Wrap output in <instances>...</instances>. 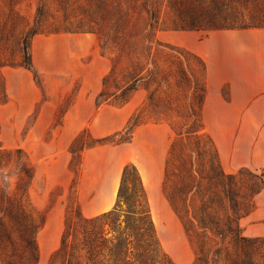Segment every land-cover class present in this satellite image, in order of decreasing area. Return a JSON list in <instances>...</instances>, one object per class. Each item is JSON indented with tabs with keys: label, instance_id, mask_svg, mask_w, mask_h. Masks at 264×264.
<instances>
[{
	"label": "trees",
	"instance_id": "16d2710c",
	"mask_svg": "<svg viewBox=\"0 0 264 264\" xmlns=\"http://www.w3.org/2000/svg\"><path fill=\"white\" fill-rule=\"evenodd\" d=\"M95 1L97 11L85 15L93 25L88 30L50 27L53 24L46 12V0H39L32 23L10 9L6 26L11 37L19 30L21 58L17 65L0 59L2 100H7L4 67L26 68L38 81L40 73L34 67L30 50L36 35L91 32L101 40L102 47L113 43L116 60L127 57L130 65L121 82L114 84L115 90L100 104L111 103L113 99H119L117 105L126 104L141 82L151 87L148 103L131 116L125 128L115 133L95 138L84 128L82 133L94 139L89 147L128 143L138 125L169 123L176 136L165 167L164 188L195 248L193 264H264V237L245 235L240 224L256 208V196L264 189V165L258 170L242 167L232 173L224 171L217 148L203 127L205 62L196 53L160 42L153 33L161 15L157 4L170 9L167 14L174 17L180 29L211 32L263 28L264 0L260 15L256 11L251 18L253 23L231 12L233 0ZM63 15L66 21L70 19L64 8ZM141 16L143 25L137 27L136 20ZM257 19L259 23L255 22ZM5 29L4 25L0 29V49ZM160 53L165 64L170 56L174 57L175 68L160 65L156 59ZM167 91L175 96H188L187 107L174 109ZM98 94L105 95L102 91ZM146 113L149 116L145 117ZM0 177V264H37L36 233L42 222H37L27 202L35 170L23 149L0 147ZM49 264H176L160 244L147 191L134 163L123 168L112 209L86 216L75 195L68 207L59 247Z\"/></svg>",
	"mask_w": 264,
	"mask_h": 264
},
{
	"label": "rangeland",
	"instance_id": "374dc122",
	"mask_svg": "<svg viewBox=\"0 0 264 264\" xmlns=\"http://www.w3.org/2000/svg\"><path fill=\"white\" fill-rule=\"evenodd\" d=\"M38 2L39 0H0V29L3 25L6 27V33H4L6 37L2 41L0 49L1 60L7 59L17 65L21 58L19 36L17 35L19 30L14 33L13 37L8 32L7 14L10 9L17 10L32 23ZM96 2L95 0H62L59 3L58 0H46V12L49 14V21L53 24L50 27L63 28L66 26L88 30L93 25L85 15L94 14L97 11ZM262 2L263 0H233L231 12L243 17L247 23H253L251 18L254 17L256 11L260 15ZM60 6H63L69 15V20H65L63 8L61 9ZM156 6L161 11L159 22L156 29L153 30L157 40L169 46L196 53L207 66V96L204 111H202V121L204 132L210 135L217 148L222 168L226 173L236 172L242 167L258 170L259 165L264 163V93L255 94L253 80L241 77L245 66L243 56L228 53L222 46L223 37H218L215 44L208 41L210 34L222 30L205 32L180 29L178 23L174 21V17L170 13L167 14L170 9L166 5L157 4ZM136 21V26L140 27L143 25L144 17L141 16ZM255 22L259 23L260 19ZM255 29L258 28L251 26L243 30ZM60 33L65 32L55 34ZM78 34L92 36L93 39L86 38L82 41L61 39L51 43V52L57 54L52 64L54 70L49 74L40 73L38 81L35 79L41 89L42 98L36 104L33 112L21 121L20 127L15 126L14 110L12 108L2 109L0 103L1 149L21 147L35 170V178L28 190L27 202L37 222H42L36 233L39 247L37 264H49L52 254L59 247L68 215V207L73 203L75 195L78 199L76 187L81 177L83 152L90 149L89 145L94 143V139L90 135L83 134L81 130L68 148L70 158L67 167L72 174L71 182L66 185L53 184L63 175L62 162L65 161L66 156V152L61 151V144L57 142L58 133L62 129L64 115L74 102L81 87L80 78L69 73L67 67L72 68L78 62L88 65L93 58V54L89 51L91 47H95L96 55L101 59V62L96 64V69L91 68L88 69L91 71L87 72L93 76L94 70H104L107 67L101 79L100 90L105 95L100 97L97 94L95 96V102L99 105L115 90L114 84L121 82L126 68L130 65L127 57H123L119 61L116 60L113 43H109L108 47H102L101 40L95 33L79 32ZM163 34L168 35V40L163 39ZM79 52H84V55L77 62L73 57ZM37 54H42V44L37 45ZM156 59L164 67L170 65L175 68V58L172 56L168 58L167 64H165V57L161 53L156 55ZM147 88L149 89L147 90ZM150 89L151 87L146 82L138 84L132 97L137 93L145 92L146 94L145 100L139 108L148 103ZM167 94L174 109L183 110L187 107L188 96L187 98L175 96L171 91H167ZM3 97V81L0 76V102L3 101ZM45 101L53 104V122L38 140L37 137L32 138L29 132ZM118 102L119 99H113L110 104L120 106L117 105ZM147 116L149 114L146 113L145 117ZM168 157L169 151L167 159ZM15 178H12L11 181H14ZM164 180L165 175L160 197L153 196L152 205L150 204L156 234L163 250L176 264H193L196 255L195 248L190 243L179 218L167 200ZM256 207L263 208L264 204L259 205L256 202ZM240 224L245 235H247V230L251 229L253 233H261L264 237V219H255L249 214L241 219Z\"/></svg>",
	"mask_w": 264,
	"mask_h": 264
},
{
	"label": "crops",
	"instance_id": "0c3cea01",
	"mask_svg": "<svg viewBox=\"0 0 264 264\" xmlns=\"http://www.w3.org/2000/svg\"><path fill=\"white\" fill-rule=\"evenodd\" d=\"M162 37L168 40L167 34H163ZM218 37L224 38L222 46L228 53L243 56L245 66L241 77L253 80L254 93H264V27L255 30L217 31L210 34L208 41L215 44ZM86 38L93 39L92 36L78 33L36 35L31 43L35 69L43 75L54 70L52 64L57 54L51 52V43L61 39L82 41ZM38 44H42V54H37ZM89 52L93 54V58L88 65L78 62L84 55V52H79L73 57L78 64L72 68L67 67L69 73L80 78L81 87L74 102L68 107L62 129L58 133L57 142L61 144V151H65L66 156L65 161L62 162L63 175L53 184L66 185L71 182L72 174L67 167L70 158L68 148L81 130L88 128L91 136L95 138L122 130L146 97L145 92L137 93L122 106H114L106 102L96 104L95 96L101 90V79L107 67L104 70H94V75L90 76L87 71L91 70L88 69H96V64L101 62V59L96 55L94 46ZM2 76L7 95V100L0 102L2 109L12 108L15 126L20 127L21 121L33 112L36 104L41 100V89L33 73L23 67H4ZM52 122L53 104L45 101L29 135L40 140V135ZM175 135L169 123L148 122L135 128L132 140L128 143L100 145L84 151L81 177L76 187L83 213L86 216H94L113 208L117 200L122 171L127 163H134L138 168L152 205L153 196L159 198L162 193L167 154ZM263 165L264 163L259 165V168ZM256 202L259 205L264 204V189L256 196ZM250 214L255 219H264V207H256ZM247 236L262 237V234L253 233V230L249 229Z\"/></svg>",
	"mask_w": 264,
	"mask_h": 264
}]
</instances>
